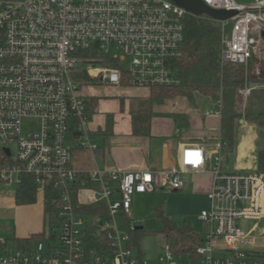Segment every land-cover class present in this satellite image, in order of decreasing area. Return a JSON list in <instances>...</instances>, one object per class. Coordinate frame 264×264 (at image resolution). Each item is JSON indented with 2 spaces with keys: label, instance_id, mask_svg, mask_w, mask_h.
Here are the masks:
<instances>
[{
  "label": "built area",
  "instance_id": "obj_1",
  "mask_svg": "<svg viewBox=\"0 0 264 264\" xmlns=\"http://www.w3.org/2000/svg\"><path fill=\"white\" fill-rule=\"evenodd\" d=\"M203 1L214 10L238 12L229 32L228 21L219 22L222 62H260L264 0L250 5ZM188 14L172 0H0V184L15 186L17 195L32 178L42 195L53 188L59 197L50 220L58 230L47 235L48 244L23 248L0 238V264H148L132 249L134 197L178 192L184 188V174L208 170L215 183L208 196L210 209L201 218L211 231L203 235L197 258L179 259L166 244L160 262L264 264L259 253L245 249L257 241L237 226L243 218L264 219V175L223 172L221 137L210 151L207 145L185 146L179 168L173 170L78 171L73 166L75 149L101 155L90 131L85 81L149 88L177 84L169 61L179 53ZM113 50L130 57L128 70L110 55ZM81 63L87 65L84 71L77 68ZM251 91L247 87L241 95L248 98ZM217 108L221 114L222 104ZM26 122L37 124V130L23 136ZM119 216L129 234L119 231ZM92 232L108 239L107 249L89 250Z\"/></svg>",
  "mask_w": 264,
  "mask_h": 264
},
{
  "label": "crops",
  "instance_id": "obj_2",
  "mask_svg": "<svg viewBox=\"0 0 264 264\" xmlns=\"http://www.w3.org/2000/svg\"><path fill=\"white\" fill-rule=\"evenodd\" d=\"M91 83L97 88H93L89 93L86 90L94 87ZM84 85L82 91L86 101H93L96 106L89 124L93 142L96 137H101L103 147L96 145L101 155L80 149V152L87 151L92 155L95 165L89 169L75 168L78 171L118 169L134 172L178 169L179 156L185 146L207 145L210 151L214 142L221 137L222 118L218 113L217 103L201 95L196 96L195 104L179 97L166 100L161 105H154L150 133L149 136H144L134 133L133 114L140 109V102L150 97L149 87H135L126 83L119 86L103 85L90 78ZM237 139L238 144L231 159H228L223 150V172L252 174L257 170L261 133L255 125L241 121ZM98 158L104 161L109 169H101L97 163ZM211 167L212 164L209 163V168ZM188 177L192 179L190 183L186 182ZM183 180L184 188L178 192L190 190L209 200V193L215 183L211 170L184 174ZM0 186L9 187L3 184ZM36 205H18L16 192L10 198L0 193V218H6L12 209L24 210ZM255 248L256 244L245 247L247 251L260 253Z\"/></svg>",
  "mask_w": 264,
  "mask_h": 264
},
{
  "label": "trees",
  "instance_id": "obj_3",
  "mask_svg": "<svg viewBox=\"0 0 264 264\" xmlns=\"http://www.w3.org/2000/svg\"><path fill=\"white\" fill-rule=\"evenodd\" d=\"M222 29L218 21L209 16L196 17L188 14L185 18L184 40L179 53L169 61L172 73L178 80L173 86H152L150 97L140 102V109L133 114L134 133L136 135L149 136L150 121L153 116V106L161 105L166 100L186 98L191 104H195L197 95H201L213 101L221 103V139L223 150L228 159L235 154L237 147L238 128L241 121L255 125L261 133L264 141V113H247L240 104L241 92L251 84L264 83V63L252 59L247 65L223 63L221 58ZM261 64V71L255 73V68ZM88 116L91 119L95 104L88 103ZM257 173L264 175V147L258 146ZM27 185L17 191L16 202L18 205H33L37 202L38 191L32 178H27ZM82 180L78 187H82ZM42 194V193H41ZM46 220H50L59 209L57 193L53 188L47 195H42ZM87 211H93V207H86ZM157 218L163 226V234L166 244L179 259L197 258V249L203 243V235L197 234L188 222L177 225L162 209L158 207ZM141 230L130 232L138 247L136 234ZM45 233L30 235L28 238H15L13 241L18 247H31L33 244L46 240ZM89 250L93 253L100 249L108 248V239L97 238L93 232L87 238ZM138 254L142 256L139 250ZM264 260V252L258 255Z\"/></svg>",
  "mask_w": 264,
  "mask_h": 264
},
{
  "label": "rangeland",
  "instance_id": "obj_4",
  "mask_svg": "<svg viewBox=\"0 0 264 264\" xmlns=\"http://www.w3.org/2000/svg\"><path fill=\"white\" fill-rule=\"evenodd\" d=\"M235 1L239 4L245 5L253 3V0ZM232 25L233 22L229 20L226 23V31L229 32ZM262 52L263 59L260 62L264 63V48ZM110 55L112 57H118L120 59L121 67L124 70H128L130 66V57H128L123 51L113 50ZM86 67L87 65L85 63H81L78 64L77 68L79 71H84ZM262 67L263 66L261 64L256 66L255 73L261 71ZM83 76L84 73H78L79 79L83 78ZM91 84L93 85L94 83ZM93 86L94 87L89 90L87 89L86 91L91 93L93 88H97L96 85ZM249 88L252 89L250 96L248 98H245L244 96L240 98L242 109L246 110L247 113H264V83L251 84ZM36 130L37 124L31 125L26 122L23 126V136H26L28 133H32ZM258 143L259 146L264 147L263 140H260ZM94 144L98 147H103L102 138L96 137ZM73 160L74 168L78 169H89L93 168L95 165L92 155L87 151L80 152V149H75L73 151ZM83 163L85 164L83 165ZM97 163L101 169L108 168L106 163L99 158L97 159ZM92 164L93 166L91 167ZM191 180V177H188L186 182L190 183ZM15 192V186H0V193L7 198L14 196ZM42 203L43 197L42 194L39 193L36 202L37 205L35 207L24 210L12 209L6 218H0V238L13 240L15 238L29 237L32 234L42 231L45 233L46 237H48L47 235L49 234L54 235L55 231L58 229L55 226L50 225L48 220H46ZM160 206L177 225L188 222L192 225L195 232L200 235L208 234L211 231L201 218V214L210 209V201L207 197L194 194L190 190H184L181 192L163 190L154 194L135 196L132 206L131 225L133 229L136 227H142L143 230L136 234L139 249L135 244H133L132 249L135 254H137L140 250L142 252V258L148 264H162L160 262V258L164 256L166 239L163 234V226L158 220L156 214L157 208ZM104 220L105 222H110L111 224L114 223L113 219L110 217H105ZM116 222L121 233L129 234L128 224L123 216L117 217ZM237 226L247 233H251V239L254 238L257 241L255 248L257 252H264V219L243 218L237 220ZM131 237H133L132 234ZM44 241L48 244L49 239L47 238Z\"/></svg>",
  "mask_w": 264,
  "mask_h": 264
},
{
  "label": "water",
  "instance_id": "obj_5",
  "mask_svg": "<svg viewBox=\"0 0 264 264\" xmlns=\"http://www.w3.org/2000/svg\"><path fill=\"white\" fill-rule=\"evenodd\" d=\"M176 5L185 9L187 13L196 16H209L210 18L218 21L225 22L234 18L237 11L214 10L210 8L203 0H172ZM10 156V152L7 151ZM136 230H143L142 227H136Z\"/></svg>",
  "mask_w": 264,
  "mask_h": 264
}]
</instances>
